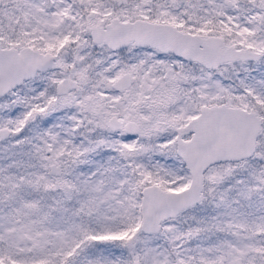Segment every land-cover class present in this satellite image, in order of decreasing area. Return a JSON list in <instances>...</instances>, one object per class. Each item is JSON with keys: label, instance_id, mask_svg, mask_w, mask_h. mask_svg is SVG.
Here are the masks:
<instances>
[{"label": "snow or ice", "instance_id": "snow-or-ice-1", "mask_svg": "<svg viewBox=\"0 0 264 264\" xmlns=\"http://www.w3.org/2000/svg\"><path fill=\"white\" fill-rule=\"evenodd\" d=\"M0 264H264V0H0Z\"/></svg>", "mask_w": 264, "mask_h": 264}]
</instances>
